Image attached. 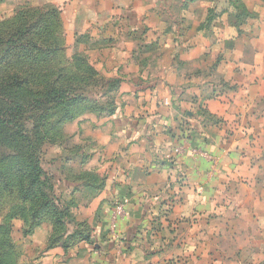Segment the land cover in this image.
Listing matches in <instances>:
<instances>
[{
	"label": "crops",
	"instance_id": "obj_1",
	"mask_svg": "<svg viewBox=\"0 0 264 264\" xmlns=\"http://www.w3.org/2000/svg\"><path fill=\"white\" fill-rule=\"evenodd\" d=\"M28 5L57 10L69 56L109 47L94 60L118 83L114 114L78 119L89 132L59 169L68 244L41 225L25 264H259L264 0H0V17Z\"/></svg>",
	"mask_w": 264,
	"mask_h": 264
},
{
	"label": "trees",
	"instance_id": "obj_2",
	"mask_svg": "<svg viewBox=\"0 0 264 264\" xmlns=\"http://www.w3.org/2000/svg\"><path fill=\"white\" fill-rule=\"evenodd\" d=\"M3 26H9V31L5 33ZM58 32L59 19L56 9L50 6L28 5L21 7L14 15L0 22V61L8 62L6 58L8 56L4 48H22L29 44H31V48L38 51L41 55L39 59H42V61L43 58L50 60L57 58L64 51L61 40H58ZM71 61L75 65V71H71L69 76L65 73L67 82L62 86L59 85L58 80L62 79L60 76L65 71L63 67L58 68L59 75L55 79L57 81L43 86L41 84L36 85L31 81L25 82L27 78H35L36 76L25 77L23 75L19 77L16 72L0 82L2 86L0 90L9 99H12L10 105L13 106V108L8 106L0 107V114L10 110L15 112L11 116L0 115V188H3L1 192L10 190L12 187V190L22 196L24 201L38 200L40 198L46 200L48 198L44 204L41 203V208L49 210L48 214L45 215H50L56 224L61 223L65 213L60 212L58 209V202H56L57 199L53 195L50 179L44 173L41 165L42 139L47 137L43 135L42 131H39L38 127H35L32 135L26 136L23 134L18 123L19 110L21 109L19 102L26 96H31L33 99L28 101V103L36 105L51 103L54 108L64 107L67 111L71 106L84 101L86 102L84 110H92L109 117L115 111L116 95L114 91L118 83L117 80H108L103 76L97 75L93 68L90 67L87 56L83 54H76ZM79 70L83 71V73H80ZM90 81L100 84L103 90L102 97H107V101L102 106H99L96 102L92 104V101L86 100L82 95L83 93H81L80 98H70L76 92V86L74 87L76 82L79 83V88L88 90ZM71 118L69 112H67L66 117H60L58 121L70 120ZM49 138L53 140L51 134ZM5 149L13 151V154H16L17 157L9 158L4 154ZM23 184L29 188L37 189L39 196L34 195L32 199H29L30 195L28 196L22 189ZM45 189H48V194ZM38 216L39 213L31 218V221L35 223L32 225L33 227L30 226L29 231L40 226V222L43 220ZM68 242V239H62L61 244L66 247ZM54 244H58L57 239L51 234L48 247ZM0 246H3L2 242ZM0 264H6L2 255H0Z\"/></svg>",
	"mask_w": 264,
	"mask_h": 264
},
{
	"label": "rangeland",
	"instance_id": "obj_3",
	"mask_svg": "<svg viewBox=\"0 0 264 264\" xmlns=\"http://www.w3.org/2000/svg\"><path fill=\"white\" fill-rule=\"evenodd\" d=\"M11 17V16H10ZM9 18V17H8ZM7 19V18H5ZM0 17V22L5 20ZM4 32L9 31V26H3ZM59 35V32H58ZM58 40L60 37L58 36ZM27 44V43H26ZM25 44V45H26ZM4 48V47H3ZM109 49V47L91 45L86 47L83 51H75L72 56L66 54V51H63L62 54H59L57 58L52 60L50 59H39L41 55L36 49L31 48V44L24 47H11L4 48L6 55L8 57L7 61H0V82L3 79H7L10 74L16 72L19 77H35L27 78L25 82H34V84H41L42 86L48 83H52L56 79V76L59 75L58 68H64V73L60 76L61 80H58L59 85H65L67 82L66 74L69 76L71 71H75V65L72 63V58L76 54H83L87 56L89 60V65L96 72L97 75H101V65L100 63L94 60L95 52ZM38 49V48H37ZM9 50V51H8ZM80 73L83 71L79 70ZM66 73V74H65ZM79 83L76 82L74 87L76 89L73 96L70 98H80L81 93L86 100L92 101V104L98 103L99 106H102L107 101V97H102L103 90L101 89L100 84L94 83L93 81L89 82L88 90L79 88ZM0 88L2 86L0 85ZM111 97V95L109 94ZM33 97L26 96L23 98L19 104L21 105L20 113L18 115V123L20 125V130L26 136L32 135L34 133L35 127L39 128V131L43 132V135L47 138L42 139V150H41V165L44 173L50 179L51 185L53 187V195L56 197V202H58V209L60 212H64L65 216L62 219L61 223L56 224L55 221L48 214L47 209L41 208V203L44 204L48 198L38 199V200H26L24 201L22 196H20L16 191L11 189L1 192L3 188H0L1 198H0V243L2 242L3 246H0V255L5 259L6 264H25L27 261V237L32 236L36 228L29 231L30 226L35 222L31 221V218L39 213V218L42 219L41 225H46L50 228L49 234H53L57 239V243L61 244L63 236L69 231L72 227L74 229L76 223L72 219L71 206L67 205L66 201L63 198L65 195V190H60L58 185V175L61 176L60 168H64L66 152L70 150V145H73V133L77 135L78 133H83L89 128L86 123L78 122V119L88 115L96 118H106L102 114H99L95 111L89 110L86 111L85 105L86 102L82 101L81 103L71 106L69 110H65L64 107L54 108L53 104L49 103H40L38 105L28 103ZM12 99H9L1 90H0V107H11L10 102ZM24 101V102H23ZM98 101V102H97ZM67 112H69L72 117L70 120L58 121L60 117H66ZM3 113L0 115L2 116ZM14 111H5L3 115H14ZM39 125V126H38ZM87 130V131H88ZM89 132V131H88ZM86 132V133H88ZM50 134L53 137L51 140ZM79 144V143H78ZM81 147V144H80ZM4 154L9 158L17 157L16 154H13V151L5 149ZM10 160V159H8ZM60 173V174H59ZM58 186V187H57ZM57 187V188H56ZM48 188V186H46ZM22 189L24 193L28 196L29 199H32L34 195H38L37 189L29 188L27 185L23 184ZM48 194V189H45ZM39 196V195H38ZM33 227V226H32ZM262 252V251H261ZM257 255H251V258H255L259 264H264V251Z\"/></svg>",
	"mask_w": 264,
	"mask_h": 264
},
{
	"label": "built area",
	"instance_id": "obj_4",
	"mask_svg": "<svg viewBox=\"0 0 264 264\" xmlns=\"http://www.w3.org/2000/svg\"><path fill=\"white\" fill-rule=\"evenodd\" d=\"M180 151H181V149L176 150L177 153H179ZM191 153L194 157L209 159V160L213 161V158H211L207 152H205L201 149H193L191 151ZM126 204H127L126 200H120L115 204V206L112 210V221H116L118 219L124 218Z\"/></svg>",
	"mask_w": 264,
	"mask_h": 264
}]
</instances>
